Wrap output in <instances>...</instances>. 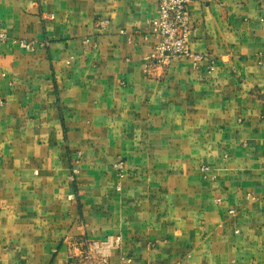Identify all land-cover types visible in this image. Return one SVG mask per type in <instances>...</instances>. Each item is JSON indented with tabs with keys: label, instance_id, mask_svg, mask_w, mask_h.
Returning <instances> with one entry per match:
<instances>
[{
	"label": "crops",
	"instance_id": "crops-1",
	"mask_svg": "<svg viewBox=\"0 0 264 264\" xmlns=\"http://www.w3.org/2000/svg\"><path fill=\"white\" fill-rule=\"evenodd\" d=\"M190 13L147 72L157 0H0V264H264V0Z\"/></svg>",
	"mask_w": 264,
	"mask_h": 264
},
{
	"label": "built area",
	"instance_id": "built-area-1",
	"mask_svg": "<svg viewBox=\"0 0 264 264\" xmlns=\"http://www.w3.org/2000/svg\"><path fill=\"white\" fill-rule=\"evenodd\" d=\"M157 2L158 15L149 21V34L155 38V42L152 52L148 56L150 61L146 65L145 71H149L153 62L169 63L180 57H187L191 59L194 65H198L204 59V56L195 53L191 48L190 35L193 30L190 13L191 0H157ZM108 23V20H103L100 25L107 27ZM6 38L5 33L0 34V40L4 41ZM20 44L28 50H34L37 46V43L33 41H20ZM43 45L44 43H40V46ZM2 103L3 100L0 98V104ZM125 164L122 159H118L112 164L119 180H122L126 175ZM207 170L208 167H202L204 177H207ZM77 172L78 169L74 167L72 179H75ZM120 187L119 182L118 189ZM122 241L121 235L113 234L99 239H85L80 255L81 264H112L110 262L111 253L114 249L121 247ZM131 262V257L121 255L114 264H131Z\"/></svg>",
	"mask_w": 264,
	"mask_h": 264
}]
</instances>
